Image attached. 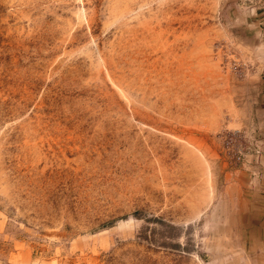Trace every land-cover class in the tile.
<instances>
[{"label": "rangeland", "instance_id": "obj_1", "mask_svg": "<svg viewBox=\"0 0 264 264\" xmlns=\"http://www.w3.org/2000/svg\"><path fill=\"white\" fill-rule=\"evenodd\" d=\"M262 31L264 0H0V264H264L220 138Z\"/></svg>", "mask_w": 264, "mask_h": 264}, {"label": "crops", "instance_id": "obj_2", "mask_svg": "<svg viewBox=\"0 0 264 264\" xmlns=\"http://www.w3.org/2000/svg\"><path fill=\"white\" fill-rule=\"evenodd\" d=\"M261 29V28H260ZM260 31V30H259ZM264 37V31L258 33ZM256 42V40H255ZM254 42V43H255ZM264 66L256 63L255 81L249 84L241 96L240 105L245 111V118L240 120L244 127L251 126L257 141L259 154H251L235 173L225 172L228 180L234 175V183L226 181V188L235 189V222L243 234L239 238L248 241L252 251H259L264 256ZM257 78V79H256Z\"/></svg>", "mask_w": 264, "mask_h": 264}, {"label": "built area", "instance_id": "obj_3", "mask_svg": "<svg viewBox=\"0 0 264 264\" xmlns=\"http://www.w3.org/2000/svg\"><path fill=\"white\" fill-rule=\"evenodd\" d=\"M236 63L237 62H234V69L243 71L245 70V65H242L243 68L240 69ZM220 138L222 139L223 148L225 149L226 154L229 156V159L237 165L244 163L249 153L259 154L257 141H255L253 136L245 134V131L236 130L221 136ZM247 145H249V147ZM251 148L252 152L250 151Z\"/></svg>", "mask_w": 264, "mask_h": 264}]
</instances>
